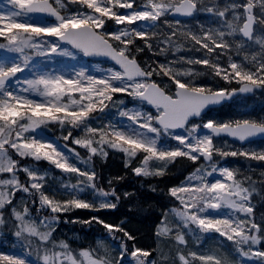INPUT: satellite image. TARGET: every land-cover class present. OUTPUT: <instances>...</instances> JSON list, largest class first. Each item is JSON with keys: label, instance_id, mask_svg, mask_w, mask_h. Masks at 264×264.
<instances>
[{"label": "snow or ice", "instance_id": "snow-or-ice-1", "mask_svg": "<svg viewBox=\"0 0 264 264\" xmlns=\"http://www.w3.org/2000/svg\"><path fill=\"white\" fill-rule=\"evenodd\" d=\"M110 154L122 175L95 166ZM253 160L264 0L0 4V264H264ZM129 174L165 185L155 248L100 211L136 206L116 183ZM75 223L106 235L76 246L63 235Z\"/></svg>", "mask_w": 264, "mask_h": 264}, {"label": "rangeland", "instance_id": "rangeland-1", "mask_svg": "<svg viewBox=\"0 0 264 264\" xmlns=\"http://www.w3.org/2000/svg\"><path fill=\"white\" fill-rule=\"evenodd\" d=\"M4 3H6V0H0V4H4ZM254 105H255V111L256 112H259L262 110L260 98L258 96L255 97ZM99 162L104 167L103 171H104L105 175L115 176V175H122L123 174V166H122V160H121L120 156L112 157L111 155H109V157L106 160H102ZM38 163H42L44 165L47 164V162H38ZM240 165L241 164L239 163V166ZM56 171H57V173L59 172V170H56ZM131 179H132L131 176L126 175L124 177V179H122L116 183H118L120 186H122L125 190L135 189V192L133 193V195L138 198L136 201V206L129 207V205L127 203L121 204V207L119 209L122 211V213L117 212L118 214H116L114 212L115 215L106 216L105 219L116 221V222H119L122 220L125 221L127 223V226L130 229L138 232V240L140 242V245L145 246V247L155 248L156 243H155V237H154V232H155L154 224L150 223V227L143 226L142 222H141V217L138 213L140 211V207L144 208V206L147 204L146 203L147 200L145 198H143V197H146V195L153 194L157 197H159V196L160 197H162V196L167 197L166 192L164 190L165 185L163 183H161L158 185L157 190L153 191L152 189L147 187L146 183H143V182L134 183ZM258 207H259V205H258ZM76 211L80 212L82 214H87L91 210L78 209ZM100 211L101 212H108V209L107 210L102 209ZM75 224H77L79 226L76 229L72 228L73 224L66 225L63 235L65 237L69 238L70 242H74L77 246H79V245L96 246L97 237L102 238L101 237L102 234H100V232L98 230V226L95 223H92L90 226L89 225H83L80 223H75ZM73 233H76L77 235L73 236ZM9 236H10V234L8 235V237ZM203 243H206L209 248L219 249V244L215 241H204ZM160 247H161L162 251H164V252L168 251V246L166 244H164L163 242H161Z\"/></svg>", "mask_w": 264, "mask_h": 264}, {"label": "trees", "instance_id": "trees-1", "mask_svg": "<svg viewBox=\"0 0 264 264\" xmlns=\"http://www.w3.org/2000/svg\"><path fill=\"white\" fill-rule=\"evenodd\" d=\"M111 155V154H110ZM117 156H119V155H117ZM227 159H229V160H236V161H239L240 162V166L241 167H243L244 165H243V162L242 161H240V158H233V157H229V158H227ZM251 163H252V166L255 168V167H257V166H259V165H261L262 163H264V162H260V161H255V160H253V161H251ZM94 164H95V166L98 168V169H100L103 173H104V171H103V166L101 165V163L99 162V161H96V160H94ZM129 176H131V180L134 182V183H137V182H140V181H138L133 175H131V174H129ZM254 178H255V176H254ZM165 190V189H164ZM149 193V192H148ZM254 196H255V194H254ZM143 198H145L146 200H147V204L144 206V208H141L140 207V211H139V215H140V217H141V222H142V225L143 226H148V227H150V223H153L154 221H156L157 220V218H158V215H159V213L161 212V205L162 204H165L166 202H167V197H165V196H162V197H157V196H155V195H153V194H148V195H146V197H143ZM121 207V205H119L118 206V209H116V210H112V209H108V212H115L116 214H118V213H122V211L119 209ZM118 212V213H117ZM79 226L77 225V224H73L72 225V228H78ZM98 230H99V232H100V234H102V236H105L106 235V232H104V230H103V228L100 226H98ZM10 240L12 239V237L10 238V237H8Z\"/></svg>", "mask_w": 264, "mask_h": 264}]
</instances>
